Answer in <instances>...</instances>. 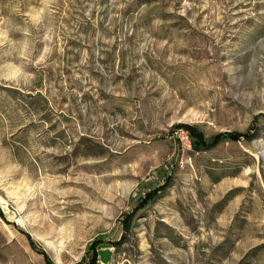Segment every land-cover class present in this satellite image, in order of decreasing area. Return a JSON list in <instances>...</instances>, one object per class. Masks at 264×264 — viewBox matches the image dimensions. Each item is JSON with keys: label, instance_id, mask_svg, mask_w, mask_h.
Here are the masks:
<instances>
[{"label": "rangeland", "instance_id": "374dc122", "mask_svg": "<svg viewBox=\"0 0 264 264\" xmlns=\"http://www.w3.org/2000/svg\"><path fill=\"white\" fill-rule=\"evenodd\" d=\"M91 257L264 264V0H0V264Z\"/></svg>", "mask_w": 264, "mask_h": 264}, {"label": "trees", "instance_id": "16d2710c", "mask_svg": "<svg viewBox=\"0 0 264 264\" xmlns=\"http://www.w3.org/2000/svg\"><path fill=\"white\" fill-rule=\"evenodd\" d=\"M176 128H182L186 131L187 137L189 139V143L193 148L202 147L204 144L205 139L203 138L202 133H200L197 129L194 130L193 126L186 125V124H176ZM94 258L90 259L87 264H93Z\"/></svg>", "mask_w": 264, "mask_h": 264}, {"label": "built area", "instance_id": "2783aa9c", "mask_svg": "<svg viewBox=\"0 0 264 264\" xmlns=\"http://www.w3.org/2000/svg\"><path fill=\"white\" fill-rule=\"evenodd\" d=\"M180 134H181V137L185 139L186 142H188V137H187V134L186 132H183L182 130H180Z\"/></svg>", "mask_w": 264, "mask_h": 264}]
</instances>
